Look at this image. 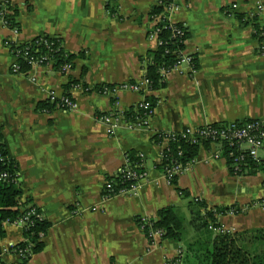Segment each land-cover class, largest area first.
<instances>
[{"label": "crops", "instance_id": "crops-1", "mask_svg": "<svg viewBox=\"0 0 264 264\" xmlns=\"http://www.w3.org/2000/svg\"><path fill=\"white\" fill-rule=\"evenodd\" d=\"M6 1L18 33L0 24V132L18 169L21 210L35 208L49 227L40 238L42 250L22 263L5 250L23 243V232L5 224L0 264H167L200 239L189 224L188 203L196 200L210 209L238 210L217 217L224 232L264 231V204L256 205L264 201L261 173L233 176L224 158L213 157L218 146H201L173 186L157 168L166 144L153 139L208 124L251 120L264 127V56L254 35V25L264 30V0H175L171 21L186 30L184 52L197 69L183 66L164 74L165 87L157 91L145 87L114 96L93 88L144 79L146 55L158 46L149 36L154 0ZM38 36L58 37L66 52L79 54L73 68L63 74L51 64L13 73L4 42L23 44ZM71 82L90 91L78 83L66 88ZM52 91L69 95L77 110L40 111ZM150 96L156 106L148 128L121 126L106 133L100 116L133 109ZM130 152L144 159L147 174L139 190L104 199L106 181ZM168 206L188 226L182 242L155 237L149 243L136 219H157Z\"/></svg>", "mask_w": 264, "mask_h": 264}, {"label": "trees", "instance_id": "trees-1", "mask_svg": "<svg viewBox=\"0 0 264 264\" xmlns=\"http://www.w3.org/2000/svg\"><path fill=\"white\" fill-rule=\"evenodd\" d=\"M8 8L10 7L9 3L5 4ZM12 10V8L10 9ZM163 9L161 7H154L151 16L160 14ZM8 25L10 27L14 26L13 19L8 16L6 17ZM162 27V23L159 24ZM176 27L182 28L184 33V40L187 38L186 30L181 26L176 24ZM254 35L258 41L264 39V30L254 25ZM173 33L170 28L164 27L161 29V32L158 34V39L160 45L154 51L147 53V63L145 66V79L147 80V89L150 91H157L165 87L164 74L171 71L175 65L177 53L181 50H184V43L180 42L179 39L172 37ZM60 39H53L46 37L44 39H33L31 42H26L20 45H12L11 50H19L22 53H25V58L19 59L18 65L21 72L27 73L31 68L29 60H38L42 57H46L48 60L53 61L54 70L60 73H66L64 66L70 65V68H73V61L77 58L78 55H74L66 52L61 47ZM192 69H197V63L193 58ZM78 82H71L66 86V88H77ZM84 89L89 88L84 84H79ZM104 87L111 88L112 86H97L93 90L102 95ZM64 96L69 95L65 94ZM146 102L150 104L154 110L156 106V99L153 97H146ZM40 111L51 112L57 108V102H50L46 100L38 106ZM113 111L110 113H115ZM107 113V114H110ZM123 117L127 120L134 121L142 115V111L135 110V108H130L125 111H122ZM106 115V114H105ZM102 116L99 117V119ZM236 122L237 126H241L244 123L250 122ZM217 127V125H214ZM167 133H158L153 139L155 142L161 143L163 137ZM209 144L207 142L202 144V147L206 148ZM198 145L191 144L186 142L180 136L176 137L173 140H170L168 147L163 149L161 163L157 166L162 172L171 167L175 161L182 165L189 164L198 154L199 150ZM236 152V151H234ZM0 154L3 157V160L0 161V175L3 172L8 174V179L2 181L0 178V240L5 237L4 225L12 224L14 220L19 217L24 216L27 212L26 210H21V204L19 202V197L21 191L19 189L18 179V169L14 162H12L5 150L2 136L0 132ZM222 156L226 161L228 170L232 174V168L230 164L232 163V157L228 156V151L226 147H223ZM128 160V168L133 169L137 172H142L145 170V167H140L139 164L144 163V159H141L140 154L130 152L126 155ZM247 167L242 176L255 175L257 173H263L264 168L260 163L253 162L249 158L244 161L242 168ZM264 177V176H263ZM177 176H174L169 179V183L173 186L176 185ZM111 183V191L109 193L115 194L120 189L126 188L128 182H126L122 175L116 174L115 176L108 178ZM264 184V181H263ZM106 191V190H105ZM104 193L108 194V190ZM181 194H184L180 191ZM188 209L190 213L189 224L195 231L203 232L206 231L209 233L208 236H200L197 242L188 243L185 247L181 248V256L179 257L180 264H264V231L256 230L252 232L245 233H234L229 234L227 232H218L216 234L210 233L208 230L209 226L214 228H220L217 224V217L223 216L226 214H237L238 210L234 207H223V208H208L204 203L199 201L189 202ZM36 210V209H35ZM38 212V210H36ZM31 224L27 229L23 231L24 242L18 246L25 248L29 246L30 254H36L40 252L43 248V243L41 242L39 235H45L48 230V223L44 219L39 220L34 216L29 217ZM137 226L144 233L149 243H152L153 239L149 237V234L152 232H160V237L163 240H168L174 245H180L182 242V230L184 227V220L179 216L174 208V206H168L162 208L157 213V219H136ZM251 234V235H250ZM251 236V237H250ZM247 240L246 242L254 245V252L247 250L242 241ZM1 255V249H0ZM28 259H23L22 263H25Z\"/></svg>", "mask_w": 264, "mask_h": 264}, {"label": "built area", "instance_id": "built-area-1", "mask_svg": "<svg viewBox=\"0 0 264 264\" xmlns=\"http://www.w3.org/2000/svg\"><path fill=\"white\" fill-rule=\"evenodd\" d=\"M156 7H161L163 11H161L160 14H156L153 16V22L154 27L149 34L151 38H155L157 41V45H160V41L158 39V34L161 32V29L164 27L170 28L172 30V37L179 39L180 42L185 43L184 40V33L185 31L180 28L176 27V24L172 23L171 16L176 8L174 1L175 0H154ZM8 3L6 0H0V22L4 25H8V21L6 17H8L7 12L10 11L9 8L5 5ZM232 8H236L235 5L232 6ZM258 10H261V5L257 6ZM8 10V11H7ZM162 23V27L159 25ZM9 26V25H8ZM15 30V29H14ZM6 45L7 48L10 49V54L14 59V62L12 64V72L13 73H21L18 60L25 58V53L20 52L19 50H11V46L14 45L11 43V45L7 42ZM19 45V44H15ZM258 53L260 55H264V39L261 41H258ZM192 61L193 57L189 56L184 52V50H181L177 53V58L175 65L171 69V71H180L183 66H188L192 68ZM30 68L36 67V66H46V65H53L52 60H48L46 57H42L38 60H29ZM70 69V65L64 66V70L68 71ZM147 80L144 79L139 83H122L119 85L109 87H104L102 91V95L105 96H114L118 92H134V93H140L144 90V88H147ZM87 92L88 90L85 89ZM48 100L50 102H57V108L58 110L62 111H68V112H74L78 108V104L71 99V97L68 96H58L55 92H49L48 94ZM135 110L142 111V115L132 120H127L123 117L122 111H117L115 113H110L103 115L99 120L103 122V124L106 127V133L108 135H113L115 131L120 128L121 126H125L128 129L133 128H141L146 129L148 128V120L152 116L154 110L150 106L146 100H142L141 102L137 103L135 106ZM215 124H208L203 127L199 128H186L182 131L178 132H168L165 134V136L162 139V142H164L165 148L168 147V143L170 140L175 139L176 137H181L182 139L186 140V142H190L191 144H196L198 146H202L203 143L207 142L209 145H216L219 147V150L214 153L213 157L215 159L223 158L222 156V150L225 146L228 151V156L232 157V163L230 164L232 168V175L241 177L244 175L245 171H247V167L242 168V164L244 163L247 158L252 160L253 162L260 163L262 167L264 168V127L262 122L260 121H250L247 123H244L241 126H237L236 122L223 124V125H217ZM236 151V152H234ZM141 159H143V156H141ZM3 160V157H1L0 154V161ZM192 163V161L189 164H186L185 166L175 161L173 165L167 170L163 172L164 176L166 177L167 181L169 182V179L174 176H179L182 174L187 167ZM140 167H144V163L142 162L139 164ZM119 174L122 175L123 179L128 182V186L126 188L120 189L117 193L111 194L109 193L111 191V183L109 181H106V184L104 186V191L108 190V194H103L104 199H108L114 195H120V194H135L139 190V184L140 182L146 177L147 172L143 170L142 172L134 171L133 169L128 168V160L126 159V156L124 157V166L119 170ZM264 176V171H263ZM1 180L4 182L8 179V174L6 172H3L0 175ZM105 191V192H106ZM27 212L24 214V216L17 218L12 222V224L19 227L22 231L27 229L29 225L31 224V221L29 220V217L34 216L35 218L42 220L43 217L41 213L35 210L33 207H29L25 209ZM95 210V209H93ZM7 224V222H6ZM210 229H213L212 226H209ZM215 233L223 232L221 228L213 229ZM160 232H152L149 234V237L151 239H154L155 237H160ZM40 238L43 237V234L39 235ZM161 238V237H160ZM4 250H2L1 253H3ZM5 252H9L15 256H17L20 259H29L32 255L28 248H21L18 245H10L8 246V251L5 250ZM1 256V255H0ZM181 256V249L178 250V254L176 258L169 261L167 264H180L179 257Z\"/></svg>", "mask_w": 264, "mask_h": 264}, {"label": "rangeland", "instance_id": "rangeland-1", "mask_svg": "<svg viewBox=\"0 0 264 264\" xmlns=\"http://www.w3.org/2000/svg\"><path fill=\"white\" fill-rule=\"evenodd\" d=\"M174 3H175V1H174ZM175 6H176V3H175ZM11 8H9V10H10ZM258 9V8H257ZM175 10H176V8H175ZM8 11V10H7ZM7 14H8V16H10L13 20V24H14V26H12V27H10V26H8V25H4L3 23H1L0 22V24L2 25V26H4V27H6L7 29H9V31L10 32H12V33H14V34H17L18 33V30H17V26H16V24H15V22H14V17H15V15L13 14V12H12V10H10V11H8L7 12ZM15 29V30H14ZM46 37H49V36H46ZM37 39H44L45 38V36H38V37H36ZM36 38H34V39H36ZM49 38H53V39H59L58 37H49ZM33 40V39H32ZM32 40H30V41H28V42H31ZM61 40V39H60ZM9 43L10 45H11V41H5L4 42V46H6V47H8L7 45H6V43ZM27 42V43H28ZM12 44H16V43H12ZM24 44V43H23ZM20 45V44H19ZM61 47L63 48V46H62V44H61ZM7 49H9V48H7ZM64 50V49H63ZM9 52H10V49H9ZM261 56H264V55H261ZM13 58V57H12ZM14 62V61H13ZM12 69V68H11ZM71 70V68L69 69V71ZM12 71V70H11ZM67 71V70H66ZM28 73V72H27ZM27 73H24V72H21V73H18V74H27ZM262 175H263V173H261ZM264 204V201L263 202H258V203H256V205L258 206H260V205H263ZM41 213V212H40ZM182 217V216H181ZM190 220V219H189ZM14 225V224H13ZM184 227H188L187 225H186V222H185V219H184ZM19 228V227H18ZM20 229V228H19ZM213 229H216V228H214L213 227ZM213 229H209L208 231L211 233L212 232V234H216L215 232H213L214 230ZM223 231V230H222ZM23 232V231H22ZM224 232V231H223ZM199 233H200V235H199V237L200 236H204V237H211V236H208L209 235V233H207L206 231H203V232H201V231H199ZM251 235V234H250ZM45 236L43 235V237L42 238H44ZM251 237V236H250ZM40 238V237H39ZM247 240H244V241H242V244H243V246L247 249V250H249L250 252H254V245L253 244H249V243H247L246 242Z\"/></svg>", "mask_w": 264, "mask_h": 264}]
</instances>
